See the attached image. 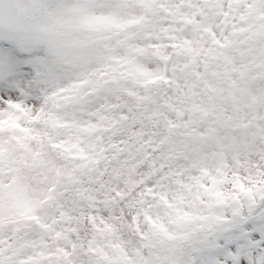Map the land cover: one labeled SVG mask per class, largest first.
Segmentation results:
<instances>
[{
    "label": "clouds",
    "instance_id": "obj_1",
    "mask_svg": "<svg viewBox=\"0 0 264 264\" xmlns=\"http://www.w3.org/2000/svg\"><path fill=\"white\" fill-rule=\"evenodd\" d=\"M29 2L0 264H264V0Z\"/></svg>",
    "mask_w": 264,
    "mask_h": 264
},
{
    "label": "snow or ice",
    "instance_id": "obj_2",
    "mask_svg": "<svg viewBox=\"0 0 264 264\" xmlns=\"http://www.w3.org/2000/svg\"><path fill=\"white\" fill-rule=\"evenodd\" d=\"M12 10L5 13L2 5H0V25L7 26L21 34L23 40V34L27 31V25L30 21L35 5L30 3L29 0H12ZM77 27H94V23L91 20L85 19L80 21ZM257 28L256 25H253ZM251 31V29H250ZM254 39L264 38V30L257 28L253 32ZM83 55L88 56L89 53H84ZM30 63L26 57H14L9 54L6 57H0V75L11 76L22 69L25 64ZM264 231V229H258ZM250 236L255 235V233H250Z\"/></svg>",
    "mask_w": 264,
    "mask_h": 264
}]
</instances>
